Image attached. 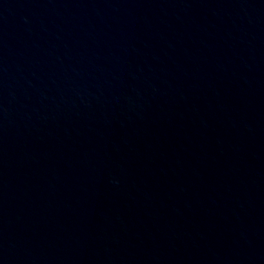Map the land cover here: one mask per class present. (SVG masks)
I'll list each match as a JSON object with an SVG mask.
<instances>
[{
  "label": "water",
  "instance_id": "water-1",
  "mask_svg": "<svg viewBox=\"0 0 264 264\" xmlns=\"http://www.w3.org/2000/svg\"><path fill=\"white\" fill-rule=\"evenodd\" d=\"M0 264H264V0H0Z\"/></svg>",
  "mask_w": 264,
  "mask_h": 264
}]
</instances>
